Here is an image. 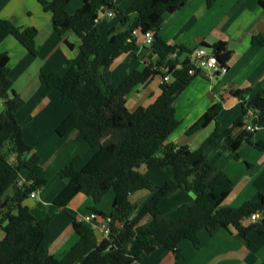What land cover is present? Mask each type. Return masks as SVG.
Returning a JSON list of instances; mask_svg holds the SVG:
<instances>
[{"label": "trees", "instance_id": "obj_1", "mask_svg": "<svg viewBox=\"0 0 264 264\" xmlns=\"http://www.w3.org/2000/svg\"><path fill=\"white\" fill-rule=\"evenodd\" d=\"M189 0H136L126 11L109 0H84L81 8L68 13V0H39L47 12H51L53 28L61 36L75 33L81 40V58L66 74L48 73L42 70L40 80L50 90L57 89L64 99L70 101L73 110L58 128L64 135L69 130L78 131V138L97 149L96 154L78 169L79 158L70 159L58 172L65 188L54 203L67 206L77 195L83 194L97 204L108 192L113 191L112 211H93L107 222L109 235L98 241L90 224L72 216L74 232L78 241L59 257L43 247L50 217L36 220L26 202L35 191L43 189L48 181L40 157L26 142L24 132L17 120L25 100L15 91L10 77V57L0 54V227L5 233L0 242V264H139L144 255H150L161 247L180 258V242L189 240L199 245V232L209 235L218 229L237 233L249 243L248 235L255 231L264 235V196L257 201H248L241 207H225L223 202L232 192V181L212 164L206 149L216 145L219 154H235L242 144L251 143L255 132L245 130L239 137H232L233 128L244 127L247 113H256L253 123L264 128V92L253 95L251 89L230 90V95L241 101L243 114L233 127L221 131L218 117L223 104H213L186 132L188 136L216 125L212 134L197 150L175 143H166L179 127L175 116L174 102L190 84L189 61L182 59L191 50L183 45H168L159 35L167 14L183 8ZM213 0H207L211 6ZM259 4L264 10V0ZM120 13L128 28L118 34L110 31L111 38L102 42L99 30L101 10ZM132 15L134 19H130ZM154 31L150 47L149 64L143 71H133L121 83L112 78L111 66L123 54L132 53L138 47V36ZM35 27H19L8 20L0 19V43L13 36L28 52L36 56ZM252 45L264 47V36L255 35ZM216 56L221 66L228 65L233 51L228 44L219 41L213 45H201ZM178 58L171 60L172 53ZM157 57L153 59V55ZM183 62L180 70L172 71L170 83H162V93L148 107H139L131 112L127 96L140 84L162 76L165 64ZM263 149V143L255 144ZM141 164L148 168L168 169L172 178L165 182L140 209L130 201V196L140 190H151L154 184L138 171ZM28 172L26 182L20 184L22 170ZM215 175L209 181L208 179ZM177 190L196 191L197 198L186 205L188 214L172 219L162 215L160 203ZM255 213L260 219L246 222ZM151 221L141 224L144 217ZM134 243L131 245V242Z\"/></svg>", "mask_w": 264, "mask_h": 264}, {"label": "crops", "instance_id": "obj_2", "mask_svg": "<svg viewBox=\"0 0 264 264\" xmlns=\"http://www.w3.org/2000/svg\"><path fill=\"white\" fill-rule=\"evenodd\" d=\"M135 1L109 0L123 11ZM259 1L213 0L212 5L208 6L207 0H189L180 10L166 15L159 31L166 44L183 45L194 50L202 47V43L213 45L223 41L233 51L226 75L217 76L216 81H209L204 76L194 77L177 96L174 107L180 125L166 143L188 146L191 150L199 149L216 125L212 123L191 136L186 132L213 104H223L218 117L220 130L223 131L232 128L243 114L241 101L232 97L230 90L251 89L253 95L264 92V47L251 43L253 36H264V10ZM83 2L68 0V13L73 14L82 7ZM106 12L104 9L99 13L98 27L103 43L111 38L110 31L118 34L129 27L122 22L123 16L120 13L115 12L114 16L108 17ZM134 16L130 19H134ZM0 19L11 21L19 27H35L38 30L36 56L31 55L13 36L6 37L0 43V54L7 53L10 57L13 87L26 102L18 112L17 120L26 142L39 155L48 181L39 191L38 198H30L26 204L36 220L50 217L43 247L59 257L78 241L72 216L84 220L86 216L95 213L93 207L108 214L112 211L114 200V193L110 191L95 205L91 198L83 194L77 195L65 207H58L54 203L65 188V183L58 176L59 170L76 157L79 158L77 167L82 169L97 149L79 139L77 130L71 129L64 135L58 133L60 124L73 110V105L63 98L59 90L47 89L40 80V73L45 70L48 73L66 74L80 60L82 42L73 32L59 35L53 28L51 12L45 11L39 0H0ZM135 53V60L132 59V53H126L113 62L111 73L114 80L121 83L131 72L143 71L149 64L150 50L144 45L141 35L138 36ZM161 84V77L157 76L148 83L138 85L127 96L128 109L134 112L139 107L146 108L152 104L162 93ZM1 104L4 106L3 102ZM244 131L245 127L233 128L231 135L237 138ZM257 143H263V149L256 148ZM205 152L209 161L232 181V192L222 206L237 208L264 196V128H259L251 143L242 144L235 154H219L216 145L209 146ZM138 171L154 184L151 190H140L130 196V201L140 209L157 187L172 178V172L168 169L148 168L146 164H141ZM27 174L25 169L21 171L20 182H26ZM214 176L208 180L211 181ZM197 195L194 190H177L162 200L160 212L172 219L186 216V205L194 201ZM150 221L151 216H146L141 224ZM87 223L93 228L98 241L106 238L103 219ZM198 236L200 242L197 247L189 240L180 242V258L159 247L152 254L144 255L139 264H264V235L255 231L249 233V243L237 233L225 229H218L211 235L201 230ZM4 237L5 233L0 227V242Z\"/></svg>", "mask_w": 264, "mask_h": 264}, {"label": "built area", "instance_id": "obj_3", "mask_svg": "<svg viewBox=\"0 0 264 264\" xmlns=\"http://www.w3.org/2000/svg\"><path fill=\"white\" fill-rule=\"evenodd\" d=\"M107 16L112 17L115 15V12L113 11H107ZM134 36H142L144 45L150 47L153 43V37H154V31L150 30L145 33H141L140 29H135L133 31ZM152 51L150 50V54ZM157 57L156 54L153 55V58L155 59ZM171 60H175L178 58L177 52H174L169 57ZM182 59H186L189 61V68H188V75L190 77H197V76H204L209 81H214L215 77L217 76H224L228 72V65L221 66L218 62L216 56L209 50L200 47L194 50H191V52L187 56H183ZM183 67V62H179L173 66V64L165 63L160 71L162 73L161 81L162 83H170L172 80V71L180 70ZM253 118H256V113L252 110H249L247 113V121L245 124V130L249 132H256L259 127L253 123ZM20 184H23V182H20ZM39 191L33 192L30 197L31 199L38 198ZM99 216L96 213H91L90 215L86 216L84 222H91L94 220H97ZM260 219V214L255 213L251 216L249 221L255 222ZM109 227L107 222L105 221V227H104V234L106 237L109 235Z\"/></svg>", "mask_w": 264, "mask_h": 264}, {"label": "rangeland", "instance_id": "obj_4", "mask_svg": "<svg viewBox=\"0 0 264 264\" xmlns=\"http://www.w3.org/2000/svg\"><path fill=\"white\" fill-rule=\"evenodd\" d=\"M208 50L210 51V49H208ZM218 77H219V76H218ZM216 79H217V77H215L214 81H216ZM1 103H2V102H0V106L2 107V110H3L4 106H2Z\"/></svg>", "mask_w": 264, "mask_h": 264}]
</instances>
